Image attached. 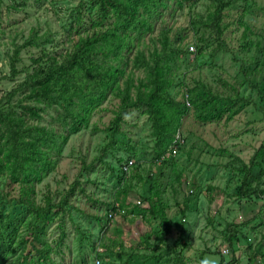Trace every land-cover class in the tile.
I'll return each instance as SVG.
<instances>
[{"label": "rangeland", "instance_id": "rangeland-1", "mask_svg": "<svg viewBox=\"0 0 264 264\" xmlns=\"http://www.w3.org/2000/svg\"><path fill=\"white\" fill-rule=\"evenodd\" d=\"M79 1L0 0V100L26 71L33 69L35 58L42 54V47H22L18 74L13 75L11 60L15 49L33 31L49 30L53 34L54 41L46 45L51 52L61 53L70 48L72 36L66 32L73 25V8ZM213 10V0H195L191 5L188 1L179 5L170 0L162 13L164 21L156 22L155 34L163 25L170 28L171 36L182 29L184 48L188 47L189 53L181 56L172 75L170 92L180 100V83L184 81L192 87L198 79L211 86L213 92L233 94L235 98L239 94L240 100L221 105L220 116L205 120L199 116L204 111L190 105L179 128L182 140L177 152L167 156L166 164L152 160L148 118L139 111L127 110L121 129L131 138L127 141L134 146L135 154L130 155V160H139L140 174H134V164L129 165L123 179L131 187L127 195L129 214L108 220L110 205L118 201V166L131 154L125 150V141L111 139L108 126L119 99L110 97L88 129L70 135L56 169L38 184L40 198L50 189L57 201L74 183L67 205L48 230L47 239L54 247L52 256L56 264H93L100 248L107 264H181L174 249L179 239L185 244L182 247L185 264H199L205 256L214 257L218 264L220 260L223 264H264V254L257 252L264 250V198L245 200L234 196V187L242 175V162L249 163L259 149L257 160L264 164V0H233L223 21L226 26L223 50L214 35L201 29L197 35L202 34L207 41L196 57L195 35L189 21ZM146 43L151 45L150 40ZM214 50L218 53L212 56ZM244 68L249 70L247 77ZM134 74L142 76L138 70ZM191 98L195 99L194 93ZM48 119L46 115L42 124ZM117 136L122 138V134ZM149 171L153 172L154 180L146 177ZM4 178L0 177V187H5ZM261 180L264 184V175ZM155 190L166 203L164 218L168 231L160 217L150 216L143 199ZM137 200L141 204L134 206ZM181 208H187L185 214H181ZM8 212L16 222L20 216L27 217L12 206L5 207L4 214ZM230 222L239 225L240 234L247 235L250 247L245 238L227 241L226 234L233 231V226L227 228ZM62 229L65 237L56 246ZM19 231L25 233L23 225ZM30 249L28 245L26 252ZM120 251L121 258L117 255ZM15 254L0 258V263L13 264Z\"/></svg>", "mask_w": 264, "mask_h": 264}, {"label": "trees", "instance_id": "trees-1", "mask_svg": "<svg viewBox=\"0 0 264 264\" xmlns=\"http://www.w3.org/2000/svg\"><path fill=\"white\" fill-rule=\"evenodd\" d=\"M184 1L190 2V5L195 2L172 0L179 5ZM169 2L80 0L73 8V25L66 32L72 36L70 48L61 53L46 48L55 39L49 30L43 33L35 30L23 45H17L11 60L14 76L18 74L17 61L22 47H42V54L35 58L33 69L26 71L6 93L5 98L0 100V177L6 178V181L5 178L2 181H5V187H0V258L17 253L13 264H56L52 256L54 247L47 239L48 230L55 216L67 205L74 183L57 201L50 189L42 193L40 198L38 184L56 169L70 135L88 129L94 116L103 109L110 97L119 99L118 108L108 126L111 139L125 141V150L131 153L118 166L120 176L116 191V200L127 209V214L130 211L127 195L131 187L123 180L126 171L122 165L128 163L135 150L127 141L131 138L121 129L126 111L133 109L148 118L154 152L152 160L156 162V158H161L162 164H166L168 155L163 154L174 143L176 134H181L179 128L189 109L185 104L186 94L191 106L205 112L199 113L204 120L220 116L221 105L240 100L239 94L237 98L233 94L220 95L198 79L194 80L192 87L182 81V90H179L181 99L172 97V75L178 69L181 56L189 52L188 47L184 48L182 29L175 30L171 36L170 28L163 25L159 32L154 33L156 22L164 21L161 19L162 13ZM213 2L215 10L189 21L195 35L196 49L193 53L196 57L202 53L203 44L207 41L202 34L197 35L201 29L215 36L221 51L225 44L226 26L223 21L226 9L232 5L233 0ZM147 40L151 41V45L146 43ZM217 53L218 50H214L212 56ZM247 68L243 69L245 77L250 74ZM136 70L142 76H135ZM192 93L195 94L193 100ZM46 115L49 119L42 124ZM117 134H122V138ZM176 146L178 149L179 141ZM259 155L260 150L257 149L249 163L242 162V175H239V183L234 187L236 198H264V184L261 180L264 164L257 160ZM131 164L135 166L134 174L139 175V160ZM146 177L149 180L155 179L151 171ZM120 194H123L121 198L118 197ZM143 199L148 204L150 216L157 219L160 217L168 231L169 226L164 218L166 203L160 198L159 191L155 190L154 194ZM7 206L20 209L27 215L26 219L20 216L16 222L9 212L5 215ZM186 210L181 208V214H185ZM20 225L25 228L24 234L19 231ZM230 226H233V231L226 234L227 241L239 242L240 237L245 238L246 245L250 247L247 235L240 234L239 225L227 223V228ZM64 237L65 230L62 229L56 246H60ZM145 237L149 238L147 235ZM28 245L32 250L26 252ZM184 246L181 239L174 244L177 261L181 264H185L182 253ZM257 252L264 254V250ZM98 255H102V252L99 251ZM117 255L121 258V251ZM249 258L251 255H248ZM220 264H223L222 260Z\"/></svg>", "mask_w": 264, "mask_h": 264}, {"label": "built area", "instance_id": "built-area-1", "mask_svg": "<svg viewBox=\"0 0 264 264\" xmlns=\"http://www.w3.org/2000/svg\"><path fill=\"white\" fill-rule=\"evenodd\" d=\"M185 104L190 106L189 100H188V94L185 95ZM181 136L179 134V132L176 134L175 139H174V143H172L169 148L165 151V153L163 155H170L171 152L172 153H176L177 151V146L176 143L179 141L180 142ZM166 152H168L166 154ZM163 158V157H162ZM155 161H161V158H156ZM131 160L128 161V163H124L122 165V169L124 171L127 172V170L129 169V165L131 164ZM136 204H141V200H137ZM128 215L127 214V209L121 205L120 202L118 201H114V203L112 204V206L109 208V211L107 213V217L109 220H115L117 219V217H121V216H125ZM100 252H102V248H100L99 250ZM103 254V252H102ZM107 261L106 258L102 257V255H98L97 257H95L93 264H105Z\"/></svg>", "mask_w": 264, "mask_h": 264}, {"label": "clouds", "instance_id": "clouds-1", "mask_svg": "<svg viewBox=\"0 0 264 264\" xmlns=\"http://www.w3.org/2000/svg\"><path fill=\"white\" fill-rule=\"evenodd\" d=\"M199 264H218V262L214 257L205 256L201 258Z\"/></svg>", "mask_w": 264, "mask_h": 264}]
</instances>
